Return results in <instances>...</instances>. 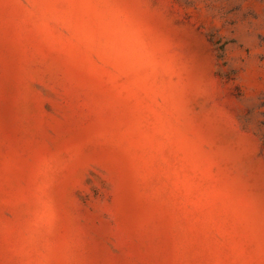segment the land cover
<instances>
[{
	"label": "rangeland",
	"instance_id": "1",
	"mask_svg": "<svg viewBox=\"0 0 264 264\" xmlns=\"http://www.w3.org/2000/svg\"><path fill=\"white\" fill-rule=\"evenodd\" d=\"M0 264H264V0H0Z\"/></svg>",
	"mask_w": 264,
	"mask_h": 264
}]
</instances>
